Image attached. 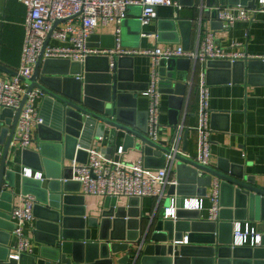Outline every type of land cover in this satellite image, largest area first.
<instances>
[{
  "label": "water",
  "instance_id": "water-1",
  "mask_svg": "<svg viewBox=\"0 0 264 264\" xmlns=\"http://www.w3.org/2000/svg\"><path fill=\"white\" fill-rule=\"evenodd\" d=\"M199 4L201 23L211 22L212 28L221 29L224 27V21L219 18L222 8L233 5L255 8L256 0H200ZM177 20L175 17L160 20L159 31L169 24L174 40H178ZM158 35L160 38L161 33ZM100 39L103 46L113 47V37L110 42L104 36ZM127 57L116 56L113 68L108 56L88 57L84 63L67 59L43 61L40 57L33 76L25 79L27 94L17 112L0 108V264H52L57 260L64 264H114L115 257L122 253L117 257L118 264H264V186L257 183L256 177L246 175L243 170L238 172L234 166L203 165L187 155L188 130L183 132L185 128L181 129L179 123L186 95H192L194 89L193 82L188 88V78L191 73L196 75L199 62L188 58L160 60V90L168 95L169 123L175 131L170 141L164 143L152 140L147 134L148 126L138 123L137 90L140 86L136 89L131 84L134 78L128 76ZM206 67L208 77L216 70L230 73L225 82L264 83V59L208 60ZM0 70L17 74L1 63ZM35 87L42 90L44 104L55 107V120L39 127L48 123L53 127L58 153L41 157L39 166L34 167L39 172L45 171L51 179L47 188H43L41 179L22 174L20 177L9 161L21 111ZM120 132L125 133L123 153L135 146L141 147L147 167H165L168 157L176 162L175 183L169 186L165 208L171 206L173 200L182 206L187 196H206L214 179L220 180L222 208L218 220L205 219L200 211L183 208L176 210L175 217H166L165 211H158L145 219L138 204L141 199L135 197L129 198L125 206L118 205L116 198H106L99 215L87 217L85 196L70 194L69 185L73 180L64 161L87 162L86 148L90 141L100 140L107 133L110 141L103 152L109 158L115 154L114 159L120 160V147H117ZM182 137V150L173 149L176 140ZM29 152L28 149L23 151L26 165ZM82 153L84 157L80 156ZM152 158L160 164L152 165ZM19 181L22 194L36 198L34 239L39 244V252L22 254L16 259L9 252V239L15 225L8 212L13 207ZM75 201L81 205L75 207ZM247 220L258 223L260 244L233 246L235 223ZM134 223L133 232L129 229Z\"/></svg>",
  "mask_w": 264,
  "mask_h": 264
},
{
  "label": "built area",
  "instance_id": "built-area-1",
  "mask_svg": "<svg viewBox=\"0 0 264 264\" xmlns=\"http://www.w3.org/2000/svg\"><path fill=\"white\" fill-rule=\"evenodd\" d=\"M26 15L23 22L25 29L24 44L21 53V64L16 75H0V108L13 109L15 113L20 108L28 84L36 65L42 57L46 59H67L71 62L84 63L88 57H104L110 59V67L114 66L116 56H133L137 54L149 55L153 58V81L144 94L149 99L147 111V134L157 142L162 139L161 90L157 84L160 82L158 70L162 58H188L192 61L207 62L208 60H238L264 59L231 48L241 46L233 43L231 48H225L217 43L213 33H208L202 47L196 51L188 50L183 46L172 49L161 48L137 50L126 49L122 46V29L132 6H140L139 21L142 26L150 25L158 19L159 7H171L180 11L182 4L178 0H20ZM255 8L233 5L224 7L219 13L224 25L232 27L239 20L250 21L252 14L261 11L264 0H260ZM235 6V7H234ZM177 16V14H176ZM175 16V17H176ZM115 22L116 33L113 37V47L102 45L97 28ZM146 36L147 33H142ZM58 42V43H56ZM2 45L0 43V61ZM199 93V123L196 127L199 133V148L193 158L203 164L209 165L212 146V128L209 125V98L210 85L205 73H202L197 83ZM43 97L41 89L35 87L28 94L18 121L11 147L22 150L29 149L34 140V130L44 124L45 120L40 112L39 99ZM181 129L183 125L179 126ZM180 139L176 140L173 149H179ZM87 162L73 160L75 170L72 180L79 182L84 194L98 195L106 198H119L122 196L143 199L147 197L162 199L167 185L175 183L170 179L168 167L153 169L145 165L144 158L135 162H123L113 158L108 159L99 148L91 147L87 150ZM123 153L121 146L118 151ZM171 160L172 158L169 157ZM21 174L34 179H44L43 173L29 167H24ZM212 201L209 208V220L217 221L221 210L220 180L214 179L209 193ZM25 206L19 207L15 203L8 212L10 220L15 227L12 234L17 238L15 252L11 257L19 259L22 254L35 253L36 241L27 234L28 228H33L35 221V196L25 195ZM205 198H185L182 206L173 200L171 206L165 208L166 217H175L178 208L202 211L205 207ZM188 242V237H184ZM261 242V233L249 221H238L233 230V246H256ZM118 257V256H117ZM115 257L114 264L118 258ZM52 264H64L61 260Z\"/></svg>",
  "mask_w": 264,
  "mask_h": 264
},
{
  "label": "crops",
  "instance_id": "crops-1",
  "mask_svg": "<svg viewBox=\"0 0 264 264\" xmlns=\"http://www.w3.org/2000/svg\"><path fill=\"white\" fill-rule=\"evenodd\" d=\"M182 4L180 11L171 7H159L158 19L154 20L150 25L142 26L139 21L141 14L140 6H132L129 10L126 23L122 29V46L126 49L147 50L161 48H178L183 46L188 50H198L208 33H213L217 43L225 48H231L233 43H241V46L231 48L235 51L243 52L248 55L256 57H264V6L261 11L252 14L250 21L239 20L232 27L224 25L221 29H214L211 27V22L201 23L199 17L200 0H178ZM256 0V4L260 3ZM236 6V5H235ZM234 6V7H235ZM177 14V16H176ZM26 15V9L20 0H0V43L2 45V54L0 63L16 71L21 64V53L24 44L25 29L23 22ZM176 16V17H175ZM178 18L177 20V36L178 40H174L175 35L172 34L170 25L161 27L159 31V21L167 20L169 18ZM179 22L181 23L179 25ZM202 24V27H201ZM117 25L111 22L108 25H100L96 33L104 36L107 41H111L116 33ZM147 33L146 36L142 33ZM161 33L159 38L158 33ZM58 43V42H56ZM125 61L128 67V76L134 78L135 88L140 86L137 90V113L139 120L138 123L147 125V111L149 109V99L144 94L149 85L153 81V58L149 55L137 54L127 57ZM195 62V61H192ZM196 75L190 74L188 78V88L191 87L193 82L192 95L187 94L185 104L181 113L179 125L184 126V131L188 130L189 143L187 145V155L193 158L199 148V133L196 129L199 123V93L197 83L199 82L202 73L206 74L207 81L209 79L210 85V98H209V125L212 128V146L210 166L229 168L234 166L239 171H244L246 175L256 177L257 183L264 186V83L255 82L247 83L240 82H225L224 80L231 76L226 70H216L208 77L206 62L199 61ZM124 64V66H126ZM127 69V68H125ZM159 70V67H158ZM10 76L0 70V75ZM240 77V75L238 76ZM238 79V78H237ZM129 84V85H131ZM191 84V85H190ZM158 90L161 89V82L157 84ZM129 102L131 99H128ZM40 112L45 122H53L55 116V107L53 105H45L43 97L39 99ZM13 121V120H12ZM160 121L162 123V141L167 143L170 141L172 134L175 132L174 128L169 123V100L168 95L161 91V112ZM37 127L34 130V140L29 146V153L26 154V165L24 163V153L22 149L12 147L9 153L10 167H13L18 175L21 177V172L24 167L33 169L34 172L39 171L34 167H38L40 158L47 155H56L58 153L56 132L50 124ZM11 127V124L9 125ZM124 132L118 134L117 147H121L124 143ZM110 137L107 133L102 139L93 138L86 151L91 148H99L104 151L109 145ZM139 144L142 142L137 139ZM137 145V144H136ZM3 148V146H1ZM81 149V146H77ZM183 137L180 139L179 149L182 150ZM84 149V148H83ZM118 151V148H117ZM114 153V152H113ZM38 154L40 156H38ZM107 155V154H106ZM85 156V153L80 155ZM115 154L112 155L114 159ZM108 159V156H106ZM143 158L141 147L135 146L130 148L127 152L120 154V160L123 162H135ZM66 171L68 174L75 172L73 168V160L66 159L64 161ZM150 163L157 166L160 162L151 159ZM175 164V165H174ZM165 167L170 169V179L175 180L176 162L173 163L169 157ZM65 167L63 166V169ZM164 168V167H162ZM53 170L55 173L57 171ZM160 169V168H153ZM52 173V172H51ZM43 188H47L51 179L46 176L43 171ZM164 190L162 199L147 197L141 199L140 208L145 219H150L158 211H165L163 206L169 186ZM70 194L84 195L85 205L87 207V217L89 215H99L102 209L104 197L92 194H84L77 182L73 181L69 185ZM22 185L19 181L16 186V197L14 203L19 207L25 206V195L21 192ZM211 188L208 190L206 196H187L186 198H200L204 197L205 207L202 209L201 215L203 218H209V208L212 201L209 198ZM128 198L125 196L116 198L118 205L125 206L128 204ZM182 203V202H181ZM79 207L81 204L75 201L73 204ZM36 220L33 222L34 228ZM253 226L258 227V223L247 220ZM130 226V224H129ZM132 226V227H131ZM131 231H135V223L131 224ZM258 230V229H257ZM127 232L128 228H127ZM258 232H260L258 230ZM205 233V232H204ZM261 233V232H260ZM27 234L34 239V229L28 228ZM206 235V234H203ZM35 241V239H34ZM17 245V238L11 233L9 239L10 253L15 252ZM39 252V244L36 243L35 252ZM119 254L118 256H122ZM118 264V263H116Z\"/></svg>",
  "mask_w": 264,
  "mask_h": 264
}]
</instances>
